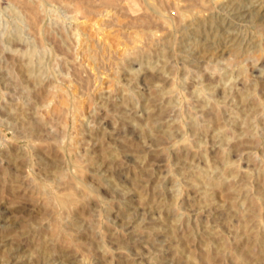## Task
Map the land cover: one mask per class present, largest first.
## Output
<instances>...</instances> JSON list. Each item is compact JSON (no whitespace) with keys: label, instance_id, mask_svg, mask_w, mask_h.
Instances as JSON below:
<instances>
[{"label":"rangeland","instance_id":"obj_1","mask_svg":"<svg viewBox=\"0 0 264 264\" xmlns=\"http://www.w3.org/2000/svg\"><path fill=\"white\" fill-rule=\"evenodd\" d=\"M18 1L0 264H264V0Z\"/></svg>","mask_w":264,"mask_h":264},{"label":"bare ground","instance_id":"obj_2","mask_svg":"<svg viewBox=\"0 0 264 264\" xmlns=\"http://www.w3.org/2000/svg\"><path fill=\"white\" fill-rule=\"evenodd\" d=\"M20 1V0H19ZM19 1H18V3H19ZM106 2L107 1H110V0H105ZM229 1V0H228ZM250 0H238L236 3H232L231 5L235 8V9H240L241 10V8H242V6H244L245 4H247L248 2H249ZM13 2H14V0H13ZM21 2V5H22V7L25 9V11L27 12V15H28V18H29V21L31 22V26L33 27V29H37V26H38V20L40 19H38V14H39V12H38V10H39V6H38V4H36V2L34 1V2H31V1H27V0H23V1H20ZM97 2H98V0H97ZM253 2H254V0H253ZM46 3V2H45ZM105 3V2H104ZM112 3V2H111ZM230 3V2H229ZM76 4V3H75ZM16 5V4H15ZM20 5V6H21ZM116 5V4H115ZM248 5V4H247ZM82 6V5H81ZM109 6V5H108ZM112 6V5H111ZM246 6V5H245ZM244 6V7H245ZM15 7V6H14ZM114 7V6H113ZM229 7V6H228ZM81 8H83V7H81ZM250 9V8H249ZM239 10V11H240ZM252 10V8L249 10V11H251ZM255 10V9H254ZM14 11V10H13ZM18 11V10H17ZM225 11V10H224ZM231 11V10H230ZM235 11V10H234ZM23 12V11H22ZM245 12V11H244ZM15 13V12H14ZM16 13H18V14H20L19 12H16ZM90 13V12H89ZM16 15V16H19V15ZM242 14V13H241ZM235 15V14H234ZM252 15V14H251ZM24 16V15H23ZM264 16V15H263ZM243 17V16H242ZM252 17H254V15H252ZM25 18V17H24ZM19 19H20V17H19ZM42 19V18H41ZM22 20V19H21ZM24 20H26V19H24ZM40 21V20H39ZM25 22V21H24ZM232 22V21H231ZM232 25V24H231ZM262 26V25H261ZM264 26V25H263ZM263 28V27H262ZM35 29V30H36ZM61 29V28H60ZM58 30V29H57ZM57 30H54V32L55 31H57ZM78 30H79V28H78ZM264 30V29H263ZM21 31V30H20ZM59 31V30H58ZM63 30H61V32H62ZM89 31V30H88ZM87 31V32H88ZM223 31V30H222ZM15 32V31H14ZM38 33V31L36 32V34ZM51 33V32H50ZM220 33V32H219ZM17 34V33H16ZM57 34H59V32L58 33H56V35ZM77 34V33H76ZM83 34V33H82ZM90 34V33H89ZM79 35H80V33H79ZM93 35V34H92ZM224 35V34H223ZM54 37V36H53ZM60 37V36H59ZM80 37H82V35H80ZM91 37V36H90ZM232 37V36H231ZM50 38H52V37H50ZM49 38V39H50ZM83 38V37H82ZM85 38V37H84ZM219 38H220V36H219ZM16 39H17V37H16ZM47 39V38H46ZM55 39V38H54ZM54 39L52 40V41H54ZM67 39V38H66ZM71 39V38H70ZM80 38L78 37V39L77 40H79ZM9 40H11V39H9ZM48 40V39H47ZM77 40L75 41V42H77ZM83 40V39H82ZM136 40V39H135ZM134 40V41H135ZM50 41V40H49ZM91 41V40H90ZM232 41H234V39L232 40ZM18 42V41H17ZM62 42V41H61ZM67 42V41H66ZM65 42V43H66ZM72 42V41H71ZM71 42H69V43H71ZM10 43V42H9ZM34 43V45H35V42H33ZM32 43V44H33ZM56 43V42H55ZM57 43H58V41H57ZM68 43V44H69ZM82 43H84V42H82ZM135 43V42H134ZM138 43V42H137ZM136 43V44H137ZM235 43V42H234ZM61 44V43H60ZM64 44V43H63ZM67 44V45H68ZM85 44H87V42L85 43ZM59 45V44H58ZM88 46H89V44H87ZM86 45V46H87ZM90 45H91V43H90ZM113 45V44H112ZM232 45V44H231ZM41 46V45H40ZM83 46V45H82ZM102 46V45H101ZM145 46V45H144ZM233 46V45H232ZM236 46V45H235ZM240 46V45H239ZM239 46H237V47H239ZM42 47V46H41ZM58 47V46H57ZM60 47V46H59ZM63 47H65V44H64V46ZM69 47V46H68ZM90 47V46H89ZM92 47V46H91ZM55 48H56V46H55ZM66 48V47H65ZM65 48H63V49H65ZM75 48V47H74ZM96 48V47H95ZM97 48H98V46H97ZM134 48V47H133ZM61 49V48H60ZM59 49V50H60ZM83 49V48H82ZM137 49V48H136ZM136 49H134V50H136ZM163 49V48H162ZM237 49V48H236ZM56 50V49H55ZM62 50V49H61ZM61 50H60V52H61ZM73 50V49H72ZM86 50V49H85ZM98 50V49H97ZM258 50V49H257ZM33 51V50H32ZM58 51V50H57ZM100 51V50H99ZM132 51V50H131ZM83 52V51H82ZM85 52V51H84ZM83 52V53H84ZM237 52V51H236ZM239 52H240V50H239ZM90 53H91V51H90ZM43 54V53H42ZM66 54H68V53H66ZM100 54V53H99ZM104 54V53H103ZM137 54V53H136ZM238 54V53H237ZM38 55V54H37ZM73 55V54H72ZM101 55V54H100ZM45 55H42V58L44 57ZM82 56H83V54H82ZM139 56V55H138ZM168 56H169V54H168ZM39 58V57H38ZM100 58V57H99ZM168 58V57H167ZM36 59V58H35ZM104 59H107V58H104ZM39 60V59H38ZM257 60H258V58H257ZM29 61V60H28ZM168 61V60H167ZM41 62H43V59H42V61ZM151 62V61H150ZM36 63V62H35ZM165 63V62H164ZM29 65H30V63H29ZM35 65V64H34ZM37 65V64H36ZM33 66V65H32ZM34 70V69H33ZM132 70V69H131ZM141 70H142V68H141ZM32 71V70H31ZM242 71V70H241ZM262 72H263V70H262ZM162 73V72H161ZM167 73H169V72H167ZM239 73V72H238ZM264 73V72H263ZM166 76V75H165ZM264 76V75H263ZM262 77V76H261ZM24 80V79H23ZM33 80H35V79H33ZM38 82V81H37ZM42 82V81H41ZM16 84V83H15ZM29 84H30V82H29ZM51 85V84H50ZM49 85V86H50ZM46 88V87H45ZM53 92V91H52ZM51 92V93H52ZM46 93V92H45ZM56 93V92H55ZM60 94V93H59ZM52 95V94H51ZM53 96V95H52ZM56 96V95H55ZM56 97H58V95L56 96ZM65 101V100H64ZM58 108V107H57ZM58 111V110H57ZM216 113V112H215ZM217 117V116H216ZM69 195V194H68ZM71 198V197H70ZM64 204H67V203H69V198H63L62 200H61ZM65 207V206H64Z\"/></svg>","mask_w":264,"mask_h":264}]
</instances>
